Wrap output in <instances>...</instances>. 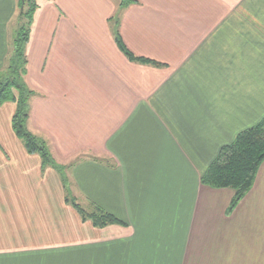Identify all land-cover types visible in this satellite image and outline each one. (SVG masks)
Instances as JSON below:
<instances>
[{"label": "crops", "instance_id": "0c3cea01", "mask_svg": "<svg viewBox=\"0 0 264 264\" xmlns=\"http://www.w3.org/2000/svg\"><path fill=\"white\" fill-rule=\"evenodd\" d=\"M117 1L38 0L25 49L37 92L27 125L54 159L72 162L73 196L124 224L81 220L58 172L13 135L8 102L0 107V264H251L255 233L264 245V161L230 212L234 191L200 177L264 117V0L126 6L124 44L162 66L131 62L117 48L108 22ZM15 8L0 0V71Z\"/></svg>", "mask_w": 264, "mask_h": 264}, {"label": "trees", "instance_id": "16d2710c", "mask_svg": "<svg viewBox=\"0 0 264 264\" xmlns=\"http://www.w3.org/2000/svg\"><path fill=\"white\" fill-rule=\"evenodd\" d=\"M135 3V0H120L117 12L108 19L114 42L118 49L130 60L162 66L161 63L142 56L134 55L127 49L119 33L121 10ZM23 10L18 18V25L14 32L12 53L9 55L7 67L0 72V105L4 102L15 104V111L11 118V127L15 135L20 138L29 154H38L42 161V168L52 166L59 173L65 189L64 200L69 203L82 221H90L94 227L101 228L108 224H124V222L101 207L94 205L90 212L72 198L67 188V178L63 174V167L52 162L45 141L32 133L26 127L29 115V99L34 95L23 80L26 74L25 49L30 37V26L37 9L36 0L19 2ZM264 161V117L254 125L240 131L229 144L223 145L216 157L209 163L200 177V182L214 189L229 188L234 191L227 211L230 212L244 195L251 189L256 172Z\"/></svg>", "mask_w": 264, "mask_h": 264}, {"label": "rangeland", "instance_id": "374dc122", "mask_svg": "<svg viewBox=\"0 0 264 264\" xmlns=\"http://www.w3.org/2000/svg\"><path fill=\"white\" fill-rule=\"evenodd\" d=\"M119 1L120 0H118L117 1V5H116V8L118 9V3H119ZM19 2H20V0H16V8H15V10H16V21H15V24H16V26H15V30H16V28H17V25H18V18H19V15H20V13L22 12V10H23V6H22V10H21V6H19ZM36 2H37V8H38V6H39V3H38V0H36ZM135 2H136V0H135ZM124 8H126V7H124ZM123 8V9H124ZM117 9H116V11L114 12V14L117 12ZM113 14V15H114ZM112 15V16H113ZM111 16V17H112ZM33 17H34V15H33ZM33 21V20H32ZM109 22V21H108ZM110 23V22H109ZM120 33V32H119ZM121 36V35H120ZM13 37H14V35H13ZM12 40H13V38H12ZM123 41V40H122ZM12 45H13V42L11 41V52H10V54L12 53ZM126 46V45H125ZM118 48V47H117ZM128 49V48H127ZM129 50V49H128ZM121 52V51H120ZM122 53V52H121ZM123 54V53H122ZM25 55H26V53H25ZM124 55V54H123ZM125 56V55H124ZM126 57V56H125ZM8 58H9V56H8ZM127 58V57H126ZM146 58V57H145ZM128 59V58H127ZM129 60V59H128ZM26 61H27V59H26ZM130 61V60H129ZM131 62H135V61H131ZM137 63H140V62H137ZM7 64H8V59L6 60V65H5V67L0 71V72H2V71H4V69L7 67ZM141 64H146V63H141ZM148 64V63H147ZM26 65H27V62H26ZM152 65V64H151ZM23 80H24V82L26 83V85H27V87L30 89V90H32L33 92H34V95L35 94H37V92L29 85V83H28V81H27V78H26V74L24 75V77H23ZM33 95V96H34ZM33 96L32 97H30V99H29V107H30V101H31V99L33 98ZM5 103H8V102H4L3 104H5ZM9 103H12V102H9ZM2 104V105H3ZM14 104V103H13ZM2 105H0V107L2 106ZM15 105V104H14ZM14 111H15V106H14V110H13V113H14ZM13 113L11 114V117H10V126H11V118H12V115H13ZM28 118H29V115H28ZM28 118H27V122H28ZM27 122H26V127H27V129H28V131L30 132V133H32L33 135H35V136H37V137H39L37 134H35V133H33L30 129H29V127H28V125H27ZM11 130H12V127H11ZM12 133H13V135L17 138V139H19L21 142H22V140L20 139V138H18L16 135H15V133L13 132V130H12ZM39 138H41V137H39ZM46 143V142H45ZM22 144H23V142H22ZM46 145H47V148H48V151H49V153H50V155L52 154L51 153V151H50V149H49V147H48V144L46 143ZM24 146V145H23ZM25 148V147H24ZM38 155V154H37ZM39 156V155H38ZM40 157V156H39ZM51 158H52V162L55 164V165H58V166H61V167H63V174L66 176V178H67V188H68V190H69V184H68V173H67V171H69L68 170V168L72 165L71 163L72 162H70V163H68L67 165L65 164H61L60 162H58L56 159H54L53 158V156L51 155ZM41 159V158H40ZM71 164V165H70ZM41 167H42V161H41ZM54 171H56V168H53L52 166H50ZM57 172V171H56ZM59 174V173H58ZM222 189V188H221ZM70 192V198H72L73 200H75V202H78L80 205H81V207L85 210V211H87V212H90L91 210H92V208H89V207H87V205H86V207H84L82 204H81V200L80 199H76L74 196H73V194H72V192L71 191H69ZM242 200V199H241ZM240 200V201H241ZM239 201V202H240ZM238 202V203H239ZM259 224V223H258ZM259 225H257V223H256V225H254L253 226V228H251V232L253 233V231H255L256 230V228L258 227ZM261 229H262V225H260V227H259V231H261ZM262 235H263V233H255V239H253L252 241H251V252H252V259H251V264H264V261L262 262H259L260 260H261V258L262 257H264V256H261V255H259L258 253L259 252H262L263 250H264V245L262 244V240L261 241H259V238L261 237L262 238Z\"/></svg>", "mask_w": 264, "mask_h": 264}, {"label": "water", "instance_id": "95a60500", "mask_svg": "<svg viewBox=\"0 0 264 264\" xmlns=\"http://www.w3.org/2000/svg\"><path fill=\"white\" fill-rule=\"evenodd\" d=\"M21 2L23 3V2H24V0H21ZM21 10H22V6H21Z\"/></svg>", "mask_w": 264, "mask_h": 264}]
</instances>
